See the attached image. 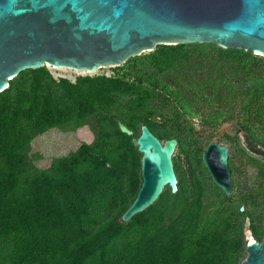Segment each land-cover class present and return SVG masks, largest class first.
I'll return each instance as SVG.
<instances>
[{"label":"trees","instance_id":"trees-1","mask_svg":"<svg viewBox=\"0 0 264 264\" xmlns=\"http://www.w3.org/2000/svg\"><path fill=\"white\" fill-rule=\"evenodd\" d=\"M198 47L170 49L157 60L154 70L137 69V80L123 74L85 76L73 82L57 80L38 68L10 81L0 93V264H241L248 244L244 230L249 215L241 213L236 200L205 176L192 178L190 196L184 188L176 194L171 188L165 193L158 215L160 229L129 236L130 225L122 220L143 183L141 174L138 188L132 166L143 154L133 144L134 136L119 127L122 121L131 128L129 118L147 115L133 112L140 98L139 80H149L164 90L168 89L161 80L164 75L180 77L188 72L212 81L206 91L196 93L201 103L197 105L171 91L185 116L200 127H217L239 113L242 129L255 137L245 116L251 118L252 109L260 103L264 107V58L214 44L203 46L201 52ZM128 64L136 68L131 58ZM230 65H237V74ZM226 102L228 107L223 108ZM89 108L115 119L119 147L128 152L127 157L109 164L98 156L91 162L95 166L75 164L55 175L45 172L28 178L33 168L31 142L47 130L75 132L90 126L96 139H101L93 119L83 114ZM151 113L163 121L172 118L162 110ZM151 130L157 134L156 128ZM173 138L185 151L180 135ZM108 192L115 194L119 214L102 211L96 218L90 212L91 200ZM87 216L98 219L97 224H88ZM225 250L230 251L229 258Z\"/></svg>","mask_w":264,"mask_h":264},{"label":"water","instance_id":"water-1","mask_svg":"<svg viewBox=\"0 0 264 264\" xmlns=\"http://www.w3.org/2000/svg\"><path fill=\"white\" fill-rule=\"evenodd\" d=\"M161 43H207L264 56V0H0V93L28 69L80 71L119 66ZM121 131H134L119 122ZM133 144L142 156L141 189L124 222L153 206L169 186L180 190L173 156L148 124ZM229 148L211 142L204 162L215 184L233 193ZM244 210V207L242 208ZM241 264H264V239H249Z\"/></svg>","mask_w":264,"mask_h":264},{"label":"rangeland","instance_id":"rangeland-1","mask_svg":"<svg viewBox=\"0 0 264 264\" xmlns=\"http://www.w3.org/2000/svg\"><path fill=\"white\" fill-rule=\"evenodd\" d=\"M207 43H161L156 45L152 50H146L140 55L131 57L136 63V68L129 66L128 61L119 66H105L97 71H80L71 68L55 67L46 65L41 67L49 71L57 80L68 79L73 82L79 77L85 76H121L123 74H131L135 76V80L140 76L137 69L154 70L157 60L166 56L170 49L176 46H185L187 48L196 47L197 52H201L203 46ZM216 47H220L214 44ZM254 55L264 58V56L253 53ZM244 65H246L244 63ZM241 66V65H240ZM230 68L234 74H237V65ZM188 73V72H187ZM185 73L180 77L161 76V80L165 86L164 90L160 85L141 79L136 84V88L140 93V98L133 112L142 114L145 117L135 115L129 118L131 129L134 131V137L141 135L143 124H148L150 128H156L157 136L162 142L167 139L180 135L181 141L185 145V151L177 147L173 156L177 176L179 178L180 189L184 188L187 196H190V183L192 178L206 177L212 180L205 162L204 153L211 142H218L229 148V165L233 178V193L230 196L236 200L240 206L241 213L248 214L249 217L245 223V238L264 239V107L260 104L252 109L254 115L248 119V126L254 130L255 137L249 134V139L255 142V146L249 140H245L242 135L245 131L240 125L243 117L238 113L230 116L220 126H198L197 123L190 122L185 116L181 106L175 101L172 92L180 94L189 104H201L196 97L197 92H204L212 85V81L200 78L199 76H191ZM202 74L201 72L199 73ZM242 98L245 94H240ZM223 108L228 107L227 102L222 105ZM153 109L162 110L172 114V118L163 121L151 113ZM242 111V110H241ZM150 112V113H149ZM84 116L93 119V124L99 130L101 139L98 141L94 130L90 126L81 127L75 132H66L59 128H51L46 132L35 137L31 142L29 158L33 168L27 174L28 178L42 176L47 172L49 175H55L58 171L68 166L85 164L86 166H95L91 163L98 156L103 157V162L115 163L127 157V151L120 149L121 141L118 136L119 130L117 122L110 116H102L94 113L92 108L84 110ZM244 117V118H245ZM180 132V134L178 133ZM137 148V147H136ZM133 173L137 177L138 188L142 183V165L141 159L132 162ZM214 182V181H213ZM218 187L217 185H215ZM168 186L162 197L149 209L127 222L130 226L126 231L129 236L145 235L149 230L160 229L161 220L159 219V211L164 201V195L169 192ZM117 199L113 192L103 193L91 200L90 212L97 214L105 211L108 215L117 211ZM244 207V210L242 208ZM116 214H119L116 213ZM88 224H97L92 217H86ZM223 254L229 258L230 251L225 250ZM248 256L247 250L242 258L243 262ZM228 260V259H227Z\"/></svg>","mask_w":264,"mask_h":264},{"label":"built area","instance_id":"built-area-1","mask_svg":"<svg viewBox=\"0 0 264 264\" xmlns=\"http://www.w3.org/2000/svg\"><path fill=\"white\" fill-rule=\"evenodd\" d=\"M242 135L245 137V140L247 139V140L251 141V143L253 144V146H255V142L249 139L248 133L244 132Z\"/></svg>","mask_w":264,"mask_h":264}]
</instances>
